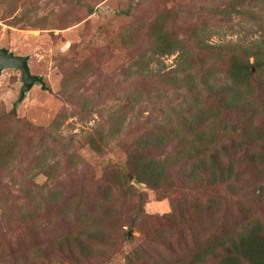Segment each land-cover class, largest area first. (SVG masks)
<instances>
[{
  "label": "trees",
  "instance_id": "16d2710c",
  "mask_svg": "<svg viewBox=\"0 0 264 264\" xmlns=\"http://www.w3.org/2000/svg\"><path fill=\"white\" fill-rule=\"evenodd\" d=\"M254 3L226 0L224 7L213 5L212 17L230 19L235 13L250 20L256 17ZM17 20L14 17L10 23L18 25ZM42 20L34 18L20 25L38 28ZM204 24L199 18L187 24L176 11L161 10L148 24L149 47L141 51L132 46L137 57L127 72L141 81L132 85L122 104L109 108L105 116L100 114V121L82 135L93 151L104 153L111 140L129 131L127 113L134 111L144 93L152 111L132 133L125 167L112 166L111 186L100 189L99 196L109 200L113 191H119L124 197H136L141 196L139 185L159 189L174 186V181L215 187V191L224 188L221 196L206 203L185 198L184 211L182 205L172 203L170 217L176 220L179 234L195 228L194 246L185 241L179 251L171 248L151 260L140 252L135 263L181 264L183 257L185 264H264V219L252 214L251 197L244 198L240 183L248 173L256 174L255 181H264V34L244 43L212 44L208 41L211 30ZM174 53L176 65L166 69L162 58ZM218 64L225 65L221 74ZM93 65L86 60L67 71L61 82L62 93L84 117L97 105L79 92L87 89L85 74L88 70L93 74ZM161 101L168 109L164 113L157 106ZM156 111L162 116H154ZM72 113H56L47 128L29 123L20 127L12 115L5 116L6 122L0 119V193L7 194L4 200L0 196V230L3 220H12L10 210L17 220H30L35 226L38 215L48 207L75 225L46 242L30 243L21 257L9 259L0 248V264H63L66 255L71 260L102 253L106 230L113 225L104 224L82 202L68 198L56 182L64 167L76 166L72 162L75 150H70V141L59 132ZM36 135L35 149L26 155L25 146ZM40 174L46 181L38 184L35 178ZM251 180L252 194L264 197V183L256 191ZM9 197L18 204L12 207ZM223 198L235 199L229 216Z\"/></svg>",
  "mask_w": 264,
  "mask_h": 264
},
{
  "label": "rangeland",
  "instance_id": "374dc122",
  "mask_svg": "<svg viewBox=\"0 0 264 264\" xmlns=\"http://www.w3.org/2000/svg\"><path fill=\"white\" fill-rule=\"evenodd\" d=\"M214 4L224 7L226 0H0V47H6L15 54L29 55L31 73L43 76L46 87L43 89L35 84L14 107L21 85L20 74L11 68L2 70L0 119L6 122L5 116L12 115L20 127L29 123L34 127L47 128L56 113L62 110L73 112L67 115L59 132L67 142L70 141V150H75L72 162L76 166L64 167L56 182L59 181L68 198L82 202L83 208L92 212L99 221L103 219L104 224L113 225L106 230L102 253L89 258L72 257L71 260L66 255L62 258L63 264H130L129 258L133 260L131 264H141L134 260L140 252L144 253L145 259L151 260L171 248L179 251L185 241L189 247L197 243L195 228L179 234L175 226L177 222L173 221L170 213L174 205H182L185 198L188 202L198 198L206 203L215 195L221 196L224 193L222 187L215 191V187L174 181V186L159 189L139 185L137 191L141 196L127 198L119 191H113L109 200L99 196L100 189L111 186L112 166L125 167L132 133L152 111L144 93L134 111L127 113L129 131L121 133L119 139L111 140L104 153L93 151L82 135L100 121V114L105 116L111 111L109 108L122 104L132 85L141 81L132 79L127 72L137 57L132 46L141 51L149 47L148 24L161 10L176 11L187 24L196 18H199V23L204 21L211 30L208 41L212 44L244 43L264 34V0H255L252 10L256 17L250 20L235 13L230 19L212 17ZM14 17H18V25L10 23ZM34 18L43 19L38 28L20 25ZM176 55L162 58L166 69L176 65ZM86 60L89 65L93 62L94 72L91 76L89 70L86 72L88 87L80 88L79 92L90 96L93 104L97 105L84 117L76 113L79 110L76 103L62 93L61 82L67 71L81 66ZM218 68L221 74L225 65L218 64ZM163 102L157 106L164 113L168 109ZM161 113L156 111L154 116ZM38 138L36 135L26 144V155H32ZM255 176V173H248L240 183L244 185V198L256 199L248 200L252 214L264 219V197L253 195L252 183H248L251 177L257 191L256 186L264 181H255ZM35 180L41 184L46 177L40 174ZM0 196L4 200L7 194L1 192ZM12 199L9 197L8 202H12L14 207L18 201ZM234 203L235 199L223 198L228 216ZM182 209L184 211L183 205ZM14 212L10 210L13 218L3 220L4 226L0 230V248L9 259L27 254L30 243H43L75 229L74 223L67 222L49 207L38 215L35 226H31L30 220H17ZM129 232L131 235L128 236ZM181 264H185L183 257Z\"/></svg>",
  "mask_w": 264,
  "mask_h": 264
},
{
  "label": "water",
  "instance_id": "95a60500",
  "mask_svg": "<svg viewBox=\"0 0 264 264\" xmlns=\"http://www.w3.org/2000/svg\"><path fill=\"white\" fill-rule=\"evenodd\" d=\"M28 60L29 55L15 54L6 47H0V73L4 69L11 68L18 71L20 74L21 85L18 97L13 104L14 107L24 99L26 93L35 84H39L43 89L46 88L43 76L31 73ZM129 235H131L130 232L128 233V236Z\"/></svg>",
  "mask_w": 264,
  "mask_h": 264
}]
</instances>
